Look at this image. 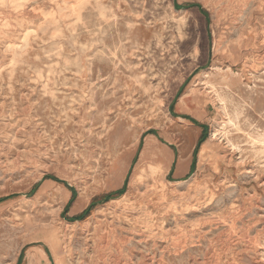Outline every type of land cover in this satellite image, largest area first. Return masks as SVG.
<instances>
[{"label":"rangeland","instance_id":"rangeland-1","mask_svg":"<svg viewBox=\"0 0 264 264\" xmlns=\"http://www.w3.org/2000/svg\"><path fill=\"white\" fill-rule=\"evenodd\" d=\"M0 264H264V0H0Z\"/></svg>","mask_w":264,"mask_h":264},{"label":"crops","instance_id":"crops-1","mask_svg":"<svg viewBox=\"0 0 264 264\" xmlns=\"http://www.w3.org/2000/svg\"><path fill=\"white\" fill-rule=\"evenodd\" d=\"M206 146L203 148L202 152L205 151ZM184 151V150H183ZM183 154V152H181ZM159 158L157 152H156V160Z\"/></svg>","mask_w":264,"mask_h":264},{"label":"bare ground","instance_id":"bare-ground-1","mask_svg":"<svg viewBox=\"0 0 264 264\" xmlns=\"http://www.w3.org/2000/svg\"><path fill=\"white\" fill-rule=\"evenodd\" d=\"M231 3V2H230ZM56 243L58 244V239H56ZM59 245V244H58Z\"/></svg>","mask_w":264,"mask_h":264},{"label":"trees","instance_id":"trees-1","mask_svg":"<svg viewBox=\"0 0 264 264\" xmlns=\"http://www.w3.org/2000/svg\"><path fill=\"white\" fill-rule=\"evenodd\" d=\"M202 141H203V138L200 139V142H202Z\"/></svg>","mask_w":264,"mask_h":264}]
</instances>
